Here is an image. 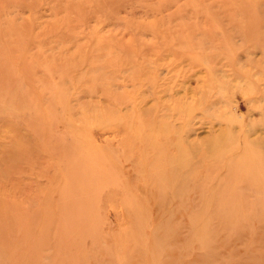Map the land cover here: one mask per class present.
Wrapping results in <instances>:
<instances>
[{"label": "rangeland", "instance_id": "374dc122", "mask_svg": "<svg viewBox=\"0 0 264 264\" xmlns=\"http://www.w3.org/2000/svg\"><path fill=\"white\" fill-rule=\"evenodd\" d=\"M259 136L264 0H0V264H264Z\"/></svg>", "mask_w": 264, "mask_h": 264}, {"label": "bare ground", "instance_id": "6f19581e", "mask_svg": "<svg viewBox=\"0 0 264 264\" xmlns=\"http://www.w3.org/2000/svg\"><path fill=\"white\" fill-rule=\"evenodd\" d=\"M242 141L240 140V141H236L235 142V144H236L237 147L243 146V150H244L245 153L243 154L242 157H247L248 159H250L252 157H259V159H260V157H264V136H259L257 138H254L251 141V145L252 146H249L246 143H244V141L243 142ZM253 147H255V148H253ZM263 162L264 161L261 162L262 165H263ZM251 167H253V163H251ZM255 170H256V168L253 171H251L249 169V170H246L244 173H246L248 176L249 175H253L254 172H255Z\"/></svg>", "mask_w": 264, "mask_h": 264}]
</instances>
